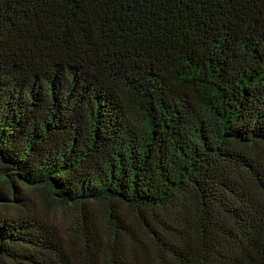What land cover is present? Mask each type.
<instances>
[{"label":"trees","instance_id":"trees-1","mask_svg":"<svg viewBox=\"0 0 264 264\" xmlns=\"http://www.w3.org/2000/svg\"><path fill=\"white\" fill-rule=\"evenodd\" d=\"M0 264H264V0H0Z\"/></svg>","mask_w":264,"mask_h":264},{"label":"rangeland","instance_id":"rangeland-1","mask_svg":"<svg viewBox=\"0 0 264 264\" xmlns=\"http://www.w3.org/2000/svg\"><path fill=\"white\" fill-rule=\"evenodd\" d=\"M38 194H39V196H41V197L43 196V192L40 193V191H38ZM50 208H52V206H50L49 209H50Z\"/></svg>","mask_w":264,"mask_h":264}]
</instances>
